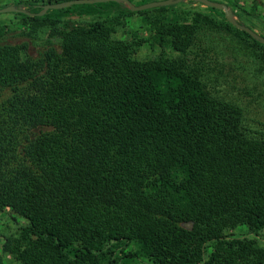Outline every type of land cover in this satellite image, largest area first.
<instances>
[{"label":"trees","instance_id":"trees-1","mask_svg":"<svg viewBox=\"0 0 264 264\" xmlns=\"http://www.w3.org/2000/svg\"><path fill=\"white\" fill-rule=\"evenodd\" d=\"M63 1L7 5L36 13ZM64 11L140 14L109 1L20 15L54 24ZM208 25L264 50L204 15L153 21L151 38L172 53L150 58L138 56L144 41L116 39L99 19L62 31L59 47L37 56L0 44V216L24 220L1 236L3 255L14 264H264L257 239L231 233L264 230V132L248 130L241 109L213 96L189 63Z\"/></svg>","mask_w":264,"mask_h":264},{"label":"rangeland","instance_id":"rangeland-1","mask_svg":"<svg viewBox=\"0 0 264 264\" xmlns=\"http://www.w3.org/2000/svg\"><path fill=\"white\" fill-rule=\"evenodd\" d=\"M128 1L134 6H139L160 0ZM212 1L225 3L230 9L232 5L238 3L248 13L242 14L241 19L236 17V20L264 36V0ZM9 2L10 0H0L1 8L11 6L7 5ZM104 3L107 2L95 4ZM115 3L124 6L122 3ZM155 8L144 9L139 11L140 14L130 16H119L114 13L80 16L73 11H64L60 17H57L56 13L51 15L50 19L57 21L54 24L47 21L40 25L17 12L0 13V30L3 34L0 44H25L26 53L30 56H37L49 44L58 48L62 31L99 19L114 26L113 36L116 39L144 41L143 45L138 48V56L139 58H150L162 52L166 55L172 53L167 46L158 47L151 38L153 21L169 24L191 23L194 18L203 15L217 24L226 20L223 11L212 10L192 0H184L164 11L153 10ZM187 57L189 63L195 65L197 76L213 96L236 104L242 111L244 125L248 130L254 133L264 132V50L262 48L227 27L211 29L208 25L198 32L197 40L190 47ZM23 223L24 220L19 215L10 211L6 217L0 216V241L1 236L15 234L17 225ZM234 232L242 237L255 238L264 246V230L254 234L245 231V227H238L231 233ZM141 261L137 264L148 262L146 259ZM14 263L11 256L3 255L0 250V264Z\"/></svg>","mask_w":264,"mask_h":264},{"label":"water","instance_id":"water-1","mask_svg":"<svg viewBox=\"0 0 264 264\" xmlns=\"http://www.w3.org/2000/svg\"><path fill=\"white\" fill-rule=\"evenodd\" d=\"M118 2L122 3L129 11L137 12L144 9H151L155 7H163V6H169V5H175L177 3H180L184 0H160V1H152L148 2L139 6H134L130 1L128 0H68L63 2H57V3H46L41 7V10L36 13L28 12L23 8L15 7V6H8L0 8V13H7V12H17L21 14H27L29 16H42L45 14L48 10H60L64 8L71 7L72 5H80V4H95L99 2ZM194 2H198L200 4H203L207 7L214 8L220 11H223L224 18L226 21L237 28L240 31L245 32L248 34L253 40L259 42L260 44L264 45V36L259 35L257 32H255L250 27L243 25L239 23L236 20V16L232 9H230L225 3L222 2H216L212 0H192Z\"/></svg>","mask_w":264,"mask_h":264}]
</instances>
